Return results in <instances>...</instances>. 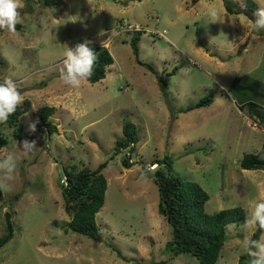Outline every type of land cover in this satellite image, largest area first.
Wrapping results in <instances>:
<instances>
[{"label":"rangeland","instance_id":"1","mask_svg":"<svg viewBox=\"0 0 264 264\" xmlns=\"http://www.w3.org/2000/svg\"><path fill=\"white\" fill-rule=\"evenodd\" d=\"M50 1L22 0L21 27L14 35L0 30V80L11 78L31 102L21 123L37 147L25 154L9 121L2 124L9 143L0 159L12 154L16 170L0 181V264H196L165 250L172 229L158 211L159 166L151 165L169 156L173 173L209 194L207 214L243 208L247 216L264 202V171L240 166L264 143V30H255V16L238 0V15L223 0ZM136 31L139 60L154 72L137 62ZM85 39L108 47L114 64L104 80L70 89L60 69L68 48ZM208 96L211 105L186 111ZM45 106L56 108L52 136L38 117ZM30 120L39 121L35 133ZM126 123L140 137L129 168L123 160L134 144L116 150ZM70 163L92 171L106 165L108 189L96 216L101 242L66 233L63 167ZM246 218L227 226L218 264H238L248 253L244 239L257 228L245 229Z\"/></svg>","mask_w":264,"mask_h":264},{"label":"trees","instance_id":"2","mask_svg":"<svg viewBox=\"0 0 264 264\" xmlns=\"http://www.w3.org/2000/svg\"><path fill=\"white\" fill-rule=\"evenodd\" d=\"M44 1L48 6L55 4L50 0ZM223 2L229 14L238 15L242 13L240 7L235 4V0H223ZM245 5V8L253 15L258 10V6L253 0H249ZM20 27L21 25L17 24L16 28ZM141 35V31H136L132 38L133 52L139 65L145 66L154 72L152 65L139 60L138 44ZM89 47L96 54V62L94 74L88 82L96 84L106 78L107 69L114 64V59L109 48L104 45L90 44ZM175 72L168 75H175ZM159 78L162 88L166 89L167 82L164 76L162 75ZM2 82L0 80V83ZM212 103L213 97L208 96L186 111L207 107ZM30 110L31 102L24 101L8 119L9 126L15 129L16 136L19 139L18 142L25 139L29 140L21 119ZM55 112L56 108L50 106H45L38 112L40 122L50 136L57 131L56 126L53 125L50 119ZM260 121L264 128V117H261ZM123 133V139L117 142L116 150L131 148V144H134L130 149L131 153L123 160L124 166L129 168L131 166L129 164L131 155L136 151V144L140 142V137L137 127L133 123H126L123 127ZM8 143L2 124H0V152L7 147ZM153 164L159 166L154 174L155 183L159 190L158 211L166 218L172 229V238L167 242L165 250L171 259L187 256L193 259L196 264H218L227 242V226L245 220L246 211L243 208H233L216 214H207L205 205L210 197L202 186L173 173L172 160L169 156ZM105 166L97 171H92L87 167L81 168L77 163H70L63 167L65 185L62 186V194L65 201V211L71 217V220L65 225L66 233L72 231L92 241H102L96 216L104 207L108 189L107 179L102 173ZM240 166L243 170L264 171V143L258 153L244 155ZM263 233L257 228L251 240L260 239ZM7 237L8 240L11 239V235ZM108 246L117 251L112 245L109 244ZM249 259L248 253L243 254L238 264H248ZM147 264H166V262H150Z\"/></svg>","mask_w":264,"mask_h":264},{"label":"clouds","instance_id":"3","mask_svg":"<svg viewBox=\"0 0 264 264\" xmlns=\"http://www.w3.org/2000/svg\"><path fill=\"white\" fill-rule=\"evenodd\" d=\"M238 3L241 8L246 7L243 0H238ZM256 3L260 5L254 13L256 19L255 22L250 21L256 31H261L264 30V0H256ZM21 7L22 0H0V30L9 35L15 34L16 26L20 22ZM211 15L216 17L217 13L213 11ZM100 35H104V32L102 31ZM90 43L91 41L85 39L84 42L78 43L75 48H68L65 53L59 79L70 89L79 90L82 84L94 74L96 54L89 47ZM22 103L23 95L18 90V85L11 78L5 77L3 82L0 83V124L6 123ZM32 110H37V107L33 105ZM38 123V120L35 122L29 121L28 128L31 133L36 132ZM16 143L18 145L17 141ZM19 144V148L25 154H31L37 149L36 141L25 139ZM151 166L157 165L153 164ZM15 170L16 162L12 154L0 159V173H2L0 181H11L14 178ZM246 217L243 224L245 229L258 228L261 232H264V202L255 203ZM228 227L231 228L232 225ZM244 245L250 257L248 264H264V235L260 239L251 241L245 237Z\"/></svg>","mask_w":264,"mask_h":264},{"label":"water","instance_id":"4","mask_svg":"<svg viewBox=\"0 0 264 264\" xmlns=\"http://www.w3.org/2000/svg\"><path fill=\"white\" fill-rule=\"evenodd\" d=\"M7 223H8V229H9L10 235H11L10 215H8V214H7Z\"/></svg>","mask_w":264,"mask_h":264}]
</instances>
